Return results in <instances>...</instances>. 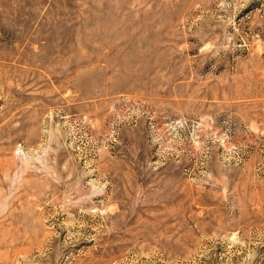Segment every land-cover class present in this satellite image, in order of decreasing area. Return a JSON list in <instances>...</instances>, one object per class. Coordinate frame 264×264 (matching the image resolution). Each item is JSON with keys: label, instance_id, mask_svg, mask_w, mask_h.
Masks as SVG:
<instances>
[{"label": "rangeland", "instance_id": "rangeland-1", "mask_svg": "<svg viewBox=\"0 0 264 264\" xmlns=\"http://www.w3.org/2000/svg\"><path fill=\"white\" fill-rule=\"evenodd\" d=\"M0 264H264V0H0Z\"/></svg>", "mask_w": 264, "mask_h": 264}]
</instances>
